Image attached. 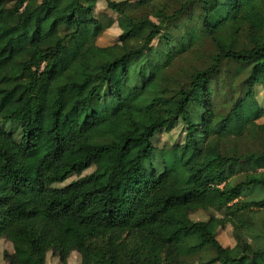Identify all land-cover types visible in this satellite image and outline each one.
<instances>
[{
	"label": "trees",
	"instance_id": "obj_1",
	"mask_svg": "<svg viewBox=\"0 0 264 264\" xmlns=\"http://www.w3.org/2000/svg\"><path fill=\"white\" fill-rule=\"evenodd\" d=\"M214 3L0 0L9 264H264V0ZM115 23L118 42L98 45ZM89 52L104 59L91 74ZM181 123L183 143L154 145Z\"/></svg>",
	"mask_w": 264,
	"mask_h": 264
},
{
	"label": "rangeland",
	"instance_id": "obj_2",
	"mask_svg": "<svg viewBox=\"0 0 264 264\" xmlns=\"http://www.w3.org/2000/svg\"><path fill=\"white\" fill-rule=\"evenodd\" d=\"M113 1H123V0H113ZM137 0H132V2H135ZM211 7H215L216 4L214 3V0H210ZM96 13L98 15L100 14H106L108 17L117 20L118 16L117 14L113 13L111 10H109L106 6L105 1H101L100 4L97 6ZM154 19V18H153ZM156 21V19H154ZM121 34V30L118 27V24L115 23L110 29H108L99 39H98V45L101 47L109 46L112 44H115L118 42L119 36ZM157 44V41L154 43V45ZM208 48V46H207ZM194 62V61H193ZM104 63V59L100 57L99 55H96L93 52H89L84 55L83 57V65H84V71L87 74L95 73L97 72ZM196 66L201 65V62L195 63ZM257 101L259 104L264 108V89L258 87L257 88ZM259 123H264V118L259 121ZM185 125L183 123L179 124V126L172 131L171 133H167L165 131L159 132L156 137L154 138V145L157 148H164V147H172L177 144H181L184 142L186 133H185ZM207 158H211L208 156ZM95 169H89L88 171L84 172L82 177L87 176L91 174ZM79 176H73L70 179H68L63 184H57L54 187L55 188H64L71 184L72 182L78 180ZM211 215H215L218 217H221V213L209 211H198L194 214H192L191 218L194 221L199 220H208ZM264 219V212L256 216V220L258 222V225H261ZM218 241L224 246V247H231L232 245L235 246L236 241L234 238L233 228L231 225H227L224 228H220L217 234ZM233 246V247H234ZM14 252L13 246L10 242L3 240L0 242V264H9L5 258L4 254L8 253L9 255H12ZM47 264H60V261L58 257H56L52 252L48 254L47 258ZM68 264H81V256L77 252H73L68 260Z\"/></svg>",
	"mask_w": 264,
	"mask_h": 264
},
{
	"label": "crops",
	"instance_id": "obj_3",
	"mask_svg": "<svg viewBox=\"0 0 264 264\" xmlns=\"http://www.w3.org/2000/svg\"><path fill=\"white\" fill-rule=\"evenodd\" d=\"M234 245H232L231 247H233Z\"/></svg>",
	"mask_w": 264,
	"mask_h": 264
}]
</instances>
